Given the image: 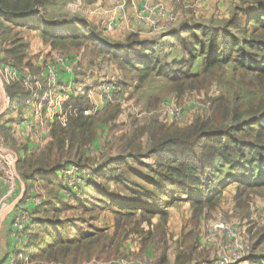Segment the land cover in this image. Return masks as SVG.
Here are the masks:
<instances>
[{
    "label": "trees",
    "instance_id": "obj_1",
    "mask_svg": "<svg viewBox=\"0 0 264 264\" xmlns=\"http://www.w3.org/2000/svg\"><path fill=\"white\" fill-rule=\"evenodd\" d=\"M39 0H0V15L9 19L27 15ZM63 33L54 29H41L40 35L53 49L77 52L84 50L86 60L104 57L123 70L136 74L140 83L150 77L168 82L173 91L181 93L202 87L200 77L225 65L245 71L264 85V3L237 6L222 27L211 28L196 23H183L171 30L160 41H139L135 35L127 37L123 44L108 45L100 38L97 29L80 19L61 22ZM22 45H16L6 53L14 54V61L21 63ZM179 49L181 59L171 63L159 60V51ZM198 60L202 70L193 73ZM11 104L22 108L25 95L18 84L7 87ZM83 97L68 101L63 111L67 115V127L55 121L51 128L52 142L37 156H25L17 167L25 180L37 177L49 189L50 200L37 206L30 214V223L24 231L22 258L31 264H78L83 260L108 261L117 257L125 241V218L140 217L151 226L158 217L168 220L167 210L178 203H188L196 217L205 210H214L224 193L235 185L234 200L255 190L264 189V111L256 117L242 120L237 109H230L223 97L214 102L210 118L196 119L191 126L180 129L150 121L144 132L152 147L144 158L152 157V165H143L151 178L139 176L141 183L134 189L115 181L125 191V201L106 189L88 186L89 191L75 198L74 207L61 201L59 193L63 183L55 175L64 173L68 166L81 167L87 161L83 148L95 138L97 120L83 116L88 109ZM230 121V124L228 122ZM139 161L142 156L134 155ZM125 168V176L132 172L122 160H111ZM98 178H108V173H97ZM121 177V176H120ZM85 196V197H84ZM70 209L80 213L78 222L87 225V232L78 229L72 233L73 221L60 216ZM109 211L114 216L112 236L92 225L100 214ZM83 216H88L85 221ZM155 236L147 233L146 246ZM163 237V232H160ZM191 234L183 236L186 249H193ZM193 242V240H192ZM249 260L264 264V259ZM164 254L160 258L163 263ZM182 257H177V264ZM19 262L18 264H20Z\"/></svg>",
    "mask_w": 264,
    "mask_h": 264
},
{
    "label": "crops",
    "instance_id": "obj_2",
    "mask_svg": "<svg viewBox=\"0 0 264 264\" xmlns=\"http://www.w3.org/2000/svg\"><path fill=\"white\" fill-rule=\"evenodd\" d=\"M238 3L239 0H39L27 15L12 19L0 15V155L13 158L18 180L17 200H13L11 208L0 217V264H6L8 254L15 251L11 236V217L15 211L24 204L29 213H33L36 207L28 206L31 197L42 196L45 202L50 200L49 189L42 185L39 177L35 180L22 179V172L16 170V164L25 156L37 157L52 142L50 132L55 121L60 122L63 128L67 127V115L63 107L68 101L83 97L85 106L92 110L91 115L85 117L97 120L95 138L83 148V157L87 162L81 167L70 165L62 174L50 175H55L62 181L64 189L59 193V198L69 207L75 206L74 197L83 198L81 194L89 191L88 186L106 189L125 201V191L115 181L121 178L123 186L134 190L142 182L140 175L149 178L138 173L135 166L144 168L143 165H152L154 162L152 157L144 158L150 151L152 142L145 132L136 134L141 139L134 136L137 128H144L150 121L173 125L170 112L172 101L161 104L167 121L162 123L157 119L143 122L142 118L149 117L150 113L141 111L132 101L125 100L131 92L124 88L125 77L133 72L127 73V70L104 57L87 61L83 49L77 52L53 49L43 40L40 30L54 29L61 34L65 31L61 22L80 19L94 26L100 33L101 40L108 45L123 44L130 35H135L139 41H160L185 22L209 26V21L221 17L229 19L233 12L231 6L234 9ZM188 18L190 21H185ZM16 45H22L23 48L19 53L22 56L20 64L14 61V54L6 53ZM12 84H18L26 96L22 108H15L11 104L7 87ZM133 96L138 98L137 94ZM144 139L149 141V146L143 153L131 150L132 145ZM105 152L113 155L108 160H103ZM134 155L142 158L135 161L132 157ZM115 159L127 164L132 173L125 176L123 166L110 164ZM146 160L149 162L145 163ZM99 172L108 173V178H98ZM6 192L7 186L0 173V200L5 197ZM182 206L184 209L190 208L188 203H183ZM177 207L167 210L169 222L163 231V235L166 232L165 236L161 237L160 232L155 231L154 225L160 219L155 217L151 220L150 227L155 232V237L146 247L143 256L153 259L155 264H177V257L195 252L196 244L193 249H186L182 243L184 235L194 234V242L200 240L198 255L205 254L204 260L199 259L200 262L212 260L214 255L216 258L223 246L222 241L207 236L202 227L188 230L182 224V210ZM79 217V211L70 209L60 219L75 222L72 233L78 229L87 232V225L80 224ZM91 223L96 230H105L109 236L114 233V216L109 211L103 212ZM124 242L118 253L122 255L113 259L114 263L125 257V251L133 254L136 248L138 251L141 248L137 242ZM203 247L207 251H201ZM229 247L234 248L233 244ZM236 248H240L239 245ZM173 250H176L174 256L171 255ZM163 254L164 261L161 263L159 259ZM243 254L245 253H240L234 264H243ZM112 262L91 259L78 264ZM191 263L179 261V264Z\"/></svg>",
    "mask_w": 264,
    "mask_h": 264
},
{
    "label": "rangeland",
    "instance_id": "obj_3",
    "mask_svg": "<svg viewBox=\"0 0 264 264\" xmlns=\"http://www.w3.org/2000/svg\"><path fill=\"white\" fill-rule=\"evenodd\" d=\"M256 2L264 3V0H239V3L235 6H251ZM232 6L230 8L231 11H233ZM227 20L228 19L221 17L215 21H209L208 24L211 28L222 27ZM185 21H190V18L186 19ZM203 21L206 22L208 20ZM181 56L182 55L180 54L179 49H166L159 51V60L162 63L165 62L169 64L173 60L181 59ZM201 70V60H198L192 72L196 74L200 73ZM199 80L202 83L201 88L193 91L176 93L173 91L172 85L162 79L153 76L147 79L145 82L140 83L135 73H129V75L125 77L124 88L131 90V92L128 93L125 100L132 101L133 105L138 106L141 111L148 114L150 113L149 117L142 118L143 122L157 119L162 123H167V121H165L166 118L163 115L161 104L162 102L167 104L168 101H172V106H176L177 109L181 110L182 121L175 120L172 117L173 121L171 122L174 126L177 125L180 129L191 126V124H193L196 119L210 118L215 108L214 102L220 97L225 98L227 106L230 109H237L238 112L242 114L243 121L256 117L258 114L264 111V85L258 79H256L255 76L248 74L245 71H241L235 68L233 65H225L214 70L210 74L201 76ZM134 94H137L138 98H135V96H133ZM199 104L207 105L209 107V112L201 114L197 113L195 108ZM135 119L137 118L135 117ZM146 124L147 123H145V125ZM228 124H230V121ZM143 132L144 128H140V130L137 128L134 136H136L138 139H141V137L137 136L136 134H142ZM148 146L149 141L144 139L139 143L132 145L131 150L143 153ZM111 154L112 153L110 152H105L103 154V160H108L107 158H109ZM146 162L148 163L149 160H146L145 163ZM135 167L137 168L138 173L144 174L145 176L151 178L152 174L149 172V170L142 168L141 166ZM16 170L20 171L18 167H16ZM234 188L235 185H231V187L229 186L224 191L218 206L214 210H205L201 215L196 217L193 215L190 208H183V203H178L174 206H178L177 208L182 210L180 211L183 216L182 224H185L188 230L202 227L206 230L207 236L208 228L213 223L224 221L234 224L238 229L239 243L244 247L242 253L245 254H243L241 262L243 264H254L253 261L251 263L249 258L252 257L251 260H254V258L257 260L264 259V189L252 191L251 193H248L242 196L239 200L235 201ZM83 218L88 220V216H83ZM168 222L169 219L166 221V223L161 221L158 222L157 225H154L156 228L155 231L158 230L159 232H163L165 225L167 227ZM147 233L155 234L151 227H148L146 224L141 222L140 217L125 218V241L129 240L132 243L137 242L138 244H136L139 245V248L141 246V248L139 251L136 248V250L133 251V254H127V251H125V257L116 260V263H114L113 257L108 261H113L112 264H155L153 259L143 256L146 247L154 240L155 237L154 236L152 240L147 243L146 246H144L143 241ZM165 235L166 232L163 236ZM193 235L194 234L191 235L193 240V242L191 240V244H196V250L194 253H185L181 255L182 263L189 261L192 262L191 264H208L214 261L217 258H214L215 255L213 256L212 260L207 261V259H205V262H200L199 259L204 260L205 254L201 253L198 255L200 240L197 239V243H195ZM218 239L222 241L223 244L226 243L224 238L218 237ZM164 242L166 244L165 240ZM200 250L207 251L205 247ZM129 251L132 252V250ZM175 252L176 250H173L171 255L174 256ZM121 255L122 254H117V256Z\"/></svg>",
    "mask_w": 264,
    "mask_h": 264
},
{
    "label": "built area",
    "instance_id": "obj_4",
    "mask_svg": "<svg viewBox=\"0 0 264 264\" xmlns=\"http://www.w3.org/2000/svg\"><path fill=\"white\" fill-rule=\"evenodd\" d=\"M106 90L103 89V92ZM51 103L49 102V105ZM50 108V106H49ZM195 111L199 114L208 113L209 107L207 105L199 104ZM92 110L88 109L83 112L84 116L91 115ZM172 117L175 120H181L182 114L181 110L177 109L176 106L171 108ZM182 121V120H181ZM0 173L3 176L4 183L7 186V192L5 197L0 200V217L11 208L13 200H17V176L14 170V160L10 156L0 155ZM45 202L44 197L36 196L31 197L28 200V206L34 205L37 207ZM30 223V213L27 210V206L22 204L11 217V236L15 243V251L8 254L6 264H27V260L22 258V245L24 244V231L27 225ZM208 236L213 239H218V237L224 238L226 243L223 244L217 258L210 264H234L239 258L240 253H242L244 247L239 243V233L238 229L234 224L220 221L213 223L208 228ZM230 243V244H229ZM234 248H230L232 245ZM240 248H236L237 245Z\"/></svg>",
    "mask_w": 264,
    "mask_h": 264
}]
</instances>
